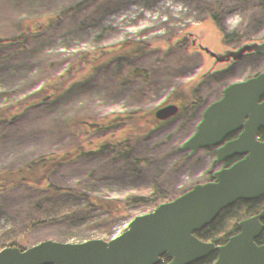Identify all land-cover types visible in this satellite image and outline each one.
Returning <instances> with one entry per match:
<instances>
[{
  "label": "trees",
  "instance_id": "1",
  "mask_svg": "<svg viewBox=\"0 0 264 264\" xmlns=\"http://www.w3.org/2000/svg\"><path fill=\"white\" fill-rule=\"evenodd\" d=\"M159 5L193 14L196 65L211 96L231 105L245 93L264 118V0H17L0 11L1 258L16 225L48 218L59 232L40 264H156L165 228L137 202L182 165L184 139L204 145L208 136L205 126L194 135L184 114L185 130L172 131L160 111L153 116L166 103L126 76ZM39 106L54 115L39 118L38 141L28 144ZM246 189L243 217L225 232L239 230L264 264V169Z\"/></svg>",
  "mask_w": 264,
  "mask_h": 264
},
{
  "label": "rangeland",
  "instance_id": "2",
  "mask_svg": "<svg viewBox=\"0 0 264 264\" xmlns=\"http://www.w3.org/2000/svg\"><path fill=\"white\" fill-rule=\"evenodd\" d=\"M16 2L0 0V11L13 8ZM194 23L188 9L185 12L172 6H156L154 19L126 69L130 83L147 97H158L166 103L162 108L153 105V116L157 118L160 111L176 125L172 131L185 130L179 123L182 114L193 125L194 135L203 126L208 131L204 145L197 137L182 141L188 144L182 165L179 161L172 163L179 166L173 174L150 181V193L137 204L144 217L165 228L156 264H258L243 246V234L239 230L228 234L225 229L242 219L248 201L246 188L264 169L263 106L242 97L245 93L232 96L231 105L211 96L196 65ZM29 97L38 95L32 93ZM43 115L54 113L41 106L32 112L34 119L27 125L28 144L37 143L39 118ZM153 121L157 126L162 123ZM222 128L228 129V136L221 134ZM45 169L42 172H47ZM52 184L49 181L47 187ZM47 191L51 194L54 190ZM28 224L31 226L16 225L12 229L11 245L8 251L2 248L6 254L0 257L1 263L40 264L59 231L48 218L40 222L32 218Z\"/></svg>",
  "mask_w": 264,
  "mask_h": 264
},
{
  "label": "bare ground",
  "instance_id": "3",
  "mask_svg": "<svg viewBox=\"0 0 264 264\" xmlns=\"http://www.w3.org/2000/svg\"><path fill=\"white\" fill-rule=\"evenodd\" d=\"M26 205V204H25Z\"/></svg>",
  "mask_w": 264,
  "mask_h": 264
}]
</instances>
